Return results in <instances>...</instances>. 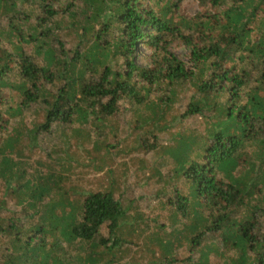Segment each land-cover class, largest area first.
Masks as SVG:
<instances>
[{
    "label": "trees",
    "instance_id": "trees-1",
    "mask_svg": "<svg viewBox=\"0 0 264 264\" xmlns=\"http://www.w3.org/2000/svg\"><path fill=\"white\" fill-rule=\"evenodd\" d=\"M182 1L0 0V264H264V0Z\"/></svg>",
    "mask_w": 264,
    "mask_h": 264
},
{
    "label": "rangeland",
    "instance_id": "rangeland-1",
    "mask_svg": "<svg viewBox=\"0 0 264 264\" xmlns=\"http://www.w3.org/2000/svg\"><path fill=\"white\" fill-rule=\"evenodd\" d=\"M181 11H182V13H184V14H186V15H194L195 13H197L198 11H199V7H198V4H197V1L196 0H183L182 1V7H181ZM173 53L177 56V57H179V59L180 60H182V61H184V62H186V61H188L189 60V56H188V54H187V51L186 50H184V49H181V48H174L173 50ZM139 53H140V56H139V58H140V60H141V55H146L147 54V52H146V49H145V47H140L139 48ZM139 60V59H138ZM123 113H124V111H121L120 113H119V116H122L123 115ZM122 122V121H121ZM119 160H117V162H118ZM114 167V169L116 168V166H113ZM115 170H120V168L119 169H115ZM72 172H73V174H75V173H77L78 171L76 170V169H73L72 170ZM120 177H117V183H119V186H120V193H121V191L123 192L124 190H125V187L126 186H130L131 187V189H132V193H134L135 195H139L140 193L141 194H143V192H142V188L141 187H139L140 185H138V186H132L133 185V183L131 184V182H134V180H133V177L132 176H130L129 177V179H128V182L126 183L125 182V180H124V170L123 171H120ZM99 176V175H98ZM142 181H141V183H142V187H143V189L145 188V189H147V187H146V179H141ZM115 182V183H116ZM153 197V193H152V190H150V194L149 195H147V196H145V197H143V198H140L139 200H138V203L140 204V205H142L144 208H143V210H146L147 212H149V214L151 215V217L152 218H155L159 213H161L159 210H158V201H159V198H158V200H155L152 204H151V206L150 207H145V204L147 203V201L149 200V199H151ZM162 200L164 201V204H165V206H166V208L167 209H169L168 207H167V203H166V200H165V198H162ZM150 201V200H149Z\"/></svg>",
    "mask_w": 264,
    "mask_h": 264
}]
</instances>
